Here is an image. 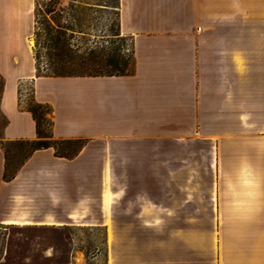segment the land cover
Here are the masks:
<instances>
[{
    "label": "crops",
    "instance_id": "crops-1",
    "mask_svg": "<svg viewBox=\"0 0 264 264\" xmlns=\"http://www.w3.org/2000/svg\"><path fill=\"white\" fill-rule=\"evenodd\" d=\"M119 2L134 71L49 77L38 0H0V224L116 225L107 264H264V0ZM26 84L53 138L85 144L6 181L1 141L38 139Z\"/></svg>",
    "mask_w": 264,
    "mask_h": 264
},
{
    "label": "rangeland",
    "instance_id": "rangeland-1",
    "mask_svg": "<svg viewBox=\"0 0 264 264\" xmlns=\"http://www.w3.org/2000/svg\"><path fill=\"white\" fill-rule=\"evenodd\" d=\"M118 6L119 0H38L32 45L40 74L53 75V64L76 60L78 55L92 50L103 57L101 73L131 74L135 69L133 39L120 34ZM250 20L256 25L254 37L264 39V16ZM73 69L65 68L62 75L74 74ZM22 91L23 106L34 107L37 101L32 86L23 85ZM40 112L43 140L57 144L60 154L73 156L81 144L56 143L50 135L53 111L49 114L43 108ZM1 144L9 174L18 173L34 153L27 141ZM109 228L108 231L101 225L0 224V264L116 263V256H109L110 250L116 249V225Z\"/></svg>",
    "mask_w": 264,
    "mask_h": 264
},
{
    "label": "trees",
    "instance_id": "trees-1",
    "mask_svg": "<svg viewBox=\"0 0 264 264\" xmlns=\"http://www.w3.org/2000/svg\"><path fill=\"white\" fill-rule=\"evenodd\" d=\"M119 8V6L117 7ZM103 64V57L102 56H97L95 54V52L92 50L90 52H87L83 55H78V58L76 60H70L69 62H63L61 61V63L58 64H53L52 66V73L53 75H48L49 77H101V76H124L125 73L121 74L117 73L115 74H110V75H106L104 73L100 72V68H102ZM71 68L73 69L75 72L74 74L71 75H62L65 68ZM37 71H38V76H43L40 74L39 71V67L37 65ZM79 73V74H78ZM46 108L48 110L49 114H52V108L48 105H43V104H39L37 102H35V106L30 108H27L33 115L36 124H37V134H38V139L34 140V141H27L28 144H30L32 146L33 152L37 151V150H43V149H49V148H54L56 156L61 157V158H66V159H72L74 158L79 151L81 150V148L84 146L85 141L84 140H57L56 143L58 142H62L64 144H81V146L78 148L77 152L73 155V156H67V155H63L60 154L58 152V150L56 149V145L57 144H51L48 143L47 141H44L43 138V129H42V115L43 113L40 112L41 109ZM52 126V124H51ZM52 135V127H51V132ZM52 138V136H49V138ZM1 146L4 148V144H1ZM6 162H7V157H6ZM17 175V172L13 173V174H9L8 171V166L6 164V168H5V174H4V179L6 181H10L12 179H14Z\"/></svg>",
    "mask_w": 264,
    "mask_h": 264
},
{
    "label": "built area",
    "instance_id": "built-area-1",
    "mask_svg": "<svg viewBox=\"0 0 264 264\" xmlns=\"http://www.w3.org/2000/svg\"><path fill=\"white\" fill-rule=\"evenodd\" d=\"M47 1H49V0H47Z\"/></svg>",
    "mask_w": 264,
    "mask_h": 264
}]
</instances>
